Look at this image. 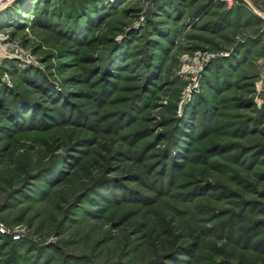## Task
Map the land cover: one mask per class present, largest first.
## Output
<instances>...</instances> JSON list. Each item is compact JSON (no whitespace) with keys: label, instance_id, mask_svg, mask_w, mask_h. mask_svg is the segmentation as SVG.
I'll use <instances>...</instances> for the list:
<instances>
[{"label":"rangeland","instance_id":"rangeland-1","mask_svg":"<svg viewBox=\"0 0 264 264\" xmlns=\"http://www.w3.org/2000/svg\"><path fill=\"white\" fill-rule=\"evenodd\" d=\"M230 1L0 11V264H264V0Z\"/></svg>","mask_w":264,"mask_h":264},{"label":"built area","instance_id":"built-area-1","mask_svg":"<svg viewBox=\"0 0 264 264\" xmlns=\"http://www.w3.org/2000/svg\"><path fill=\"white\" fill-rule=\"evenodd\" d=\"M13 1L15 0H0V11L2 9H4V7L8 6L9 4H11ZM227 4H231V1L230 0H221ZM0 235L1 236H10L12 238V240L14 241H18L19 240V235L17 232L15 231H11V230H8L7 228H5L2 223H0Z\"/></svg>","mask_w":264,"mask_h":264},{"label":"trees","instance_id":"trees-1","mask_svg":"<svg viewBox=\"0 0 264 264\" xmlns=\"http://www.w3.org/2000/svg\"><path fill=\"white\" fill-rule=\"evenodd\" d=\"M25 2H26V0H25ZM23 4H24V2H23V1L21 2V1H20V2H18V3L15 4V7H16V8H17V7H20V8H21V7H23ZM15 7H14V9H16ZM14 9H13V11H14ZM9 16H10V17H14V19H15V17L17 18L18 15H17L16 13H12V12H11V14H10ZM9 16H8V17H9ZM0 238H2V239H6V237H3V236H0Z\"/></svg>","mask_w":264,"mask_h":264}]
</instances>
